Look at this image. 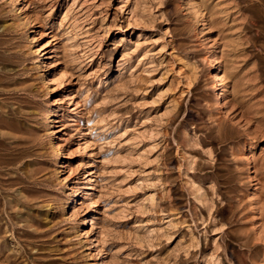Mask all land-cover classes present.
Instances as JSON below:
<instances>
[{"label": "rangeland", "instance_id": "obj_1", "mask_svg": "<svg viewBox=\"0 0 264 264\" xmlns=\"http://www.w3.org/2000/svg\"><path fill=\"white\" fill-rule=\"evenodd\" d=\"M0 264H264V0H0Z\"/></svg>", "mask_w": 264, "mask_h": 264}, {"label": "bare ground", "instance_id": "obj_2", "mask_svg": "<svg viewBox=\"0 0 264 264\" xmlns=\"http://www.w3.org/2000/svg\"><path fill=\"white\" fill-rule=\"evenodd\" d=\"M214 77H215V78H217V74H216V75H214Z\"/></svg>", "mask_w": 264, "mask_h": 264}]
</instances>
